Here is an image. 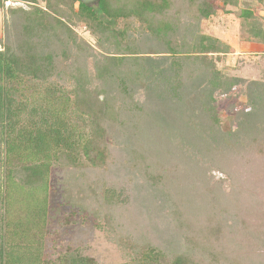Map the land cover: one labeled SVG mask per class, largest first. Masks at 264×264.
<instances>
[{
  "label": "trees",
  "instance_id": "1",
  "mask_svg": "<svg viewBox=\"0 0 264 264\" xmlns=\"http://www.w3.org/2000/svg\"><path fill=\"white\" fill-rule=\"evenodd\" d=\"M216 1L264 46L253 10H226L239 0H0V264H95L46 256L52 173L64 202L134 244L131 264L264 262V81L231 74V46L203 26ZM26 94L51 106L48 130L30 129Z\"/></svg>",
  "mask_w": 264,
  "mask_h": 264
},
{
  "label": "rangeland",
  "instance_id": "2",
  "mask_svg": "<svg viewBox=\"0 0 264 264\" xmlns=\"http://www.w3.org/2000/svg\"><path fill=\"white\" fill-rule=\"evenodd\" d=\"M215 4L218 8L215 15L216 17L213 18L212 22L204 23L203 26H206V31L209 34L223 40L231 46L230 54L224 57L227 59V67L232 70L231 74L233 76L249 78L250 80L264 81V66L259 67L257 63V59L264 57L262 54L264 46H259L258 49L263 48V50L258 51L256 44L243 41L239 35V20L236 16L230 15L224 11L222 1H216ZM40 5L43 7L45 6L44 3H40ZM7 8L28 9L24 4L13 2L5 3V9ZM226 10L234 13L241 10H253L258 22L264 28V0H239L235 8L234 6H229ZM4 20L5 12L0 10V36L2 35ZM79 34L91 42L83 26L81 30H79ZM91 43L93 44V42ZM242 46L245 47L242 48ZM246 48H248V52L244 51ZM241 88L242 87H240V89ZM22 99L25 102L26 122L31 126L30 129L33 132L48 130L51 123V106L44 103L38 95L26 94ZM245 101L246 95L243 93L237 102L244 104ZM230 104L231 102L229 101H225L222 104L220 103V105L224 106H221L220 109H226ZM215 175L218 178L223 177L219 173H215ZM57 180H59L58 175L52 173L50 189L51 218L49 221L50 223H48V233L45 238L46 256L53 260L59 257L60 254L79 250L83 256L91 257L95 261V264H131L132 259L125 254L134 252L132 250L134 244H126V247H123L116 241H112L108 233L98 228L100 222H98L92 214L75 210V208L68 205L67 202H64L61 196L62 185L60 182H57ZM162 194L165 196L164 192H162ZM171 197H173V195H171ZM172 199H177V196ZM132 212L136 213V210ZM121 213L124 214L123 211ZM142 213H145V210H142ZM138 214H140L139 211ZM157 220L156 218L154 219V224ZM151 225L152 224L149 222H142L139 223L137 228L133 222H129L123 230L131 232L136 231L134 232L135 236H139L142 232L148 233V235L151 236L153 235ZM170 236H172V234H170ZM241 251H243L242 248ZM239 254L241 255L240 252ZM257 255L263 257V251H257ZM244 259L241 258L239 262L242 261V264H246V261H243ZM237 262L238 261L235 263L233 262L232 264H238ZM262 264H264V262Z\"/></svg>",
  "mask_w": 264,
  "mask_h": 264
},
{
  "label": "water",
  "instance_id": "3",
  "mask_svg": "<svg viewBox=\"0 0 264 264\" xmlns=\"http://www.w3.org/2000/svg\"><path fill=\"white\" fill-rule=\"evenodd\" d=\"M102 0H80L82 4L89 8L98 7Z\"/></svg>",
  "mask_w": 264,
  "mask_h": 264
},
{
  "label": "crops",
  "instance_id": "4",
  "mask_svg": "<svg viewBox=\"0 0 264 264\" xmlns=\"http://www.w3.org/2000/svg\"><path fill=\"white\" fill-rule=\"evenodd\" d=\"M260 45H257V49H258V47H259ZM245 46H242V48H244ZM249 47H250V45H249ZM260 47H262V45L260 46ZM264 48V47H263ZM263 48L262 49H258V51H262L263 50ZM243 51V50H242ZM245 52H248V48H246L245 50H244ZM251 51H253V50H251ZM264 51V50H263Z\"/></svg>",
  "mask_w": 264,
  "mask_h": 264
}]
</instances>
